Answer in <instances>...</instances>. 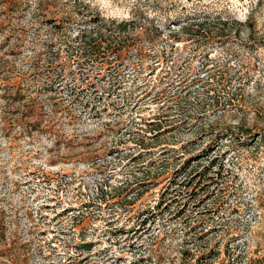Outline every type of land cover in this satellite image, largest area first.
I'll use <instances>...</instances> for the list:
<instances>
[{"label":"rangeland","instance_id":"1","mask_svg":"<svg viewBox=\"0 0 264 264\" xmlns=\"http://www.w3.org/2000/svg\"><path fill=\"white\" fill-rule=\"evenodd\" d=\"M2 1L0 264H264V0H83L102 32L136 19L140 33L117 53L102 39L84 67L61 50L53 91L30 61L92 24L75 0ZM195 16L237 33L213 46L171 34ZM194 171L212 177L205 191L199 174L175 184ZM201 232L220 255L182 261Z\"/></svg>","mask_w":264,"mask_h":264},{"label":"trees","instance_id":"2","mask_svg":"<svg viewBox=\"0 0 264 264\" xmlns=\"http://www.w3.org/2000/svg\"><path fill=\"white\" fill-rule=\"evenodd\" d=\"M166 1L168 0H153L154 3L152 2V4H161ZM2 2L4 5H9L12 9L18 8L17 0H5ZM177 3L179 4L178 6H180L182 9L183 5H181V1H178ZM85 7L89 8V5L85 3L83 0L74 1V5H73V8L75 9L74 11L76 13L78 12L82 18H88L89 22L92 24L91 26L87 28L84 27V29L79 31L75 36H72V35L64 36L63 40L59 42V45H57L55 43L56 41H54L52 44H55V46L56 45L58 46L56 49H54L55 47L54 45H51L48 48L44 49L43 53H40L36 58H33L30 61V65L33 67V70L35 72L32 77L33 82L43 83L44 87H46V89H48L49 91H53L54 90L53 87L55 86V84L62 79V77H60L59 75L50 74V71L54 70L55 68L65 69L67 66L66 60L64 62L61 59L62 58L60 55L61 50L62 52L66 54V56L68 57L67 58L68 60L71 59V62L76 61L78 67H84L88 65L89 63H92L95 60V58H98L97 54L98 56L99 54H102L101 56H104V53H100L102 50H104L102 39L105 40V43H106L105 46L111 45L114 50L116 49L115 52L117 53L119 52V50H122V48H124L121 45H119L120 44L119 42L123 41L122 43H124L125 40L127 39L130 40V37L133 34L140 33L137 31L136 32L133 31V29H131L130 31L127 28V26L130 23L134 24L136 22V19L128 20L126 23H121L117 27L104 29L105 32H102L103 28L105 27L101 26V23H100L101 21H99L97 16H94L93 14L90 15L91 13H88V15H84L83 8ZM176 19H177V22H181L180 19H178V17ZM139 28H141V26H139ZM141 30H143L142 33H145L146 28L143 27ZM106 31L116 37L113 39V38H110V36H108V38H110L111 40L109 39L106 40V38H104V36L107 33ZM57 32H60V30H57ZM231 33H234V34L237 33L236 29H234L232 26H229L228 21L221 19V17L219 16H214V17H211V16L196 17L195 16V17L188 18L183 23H180L178 27V31L172 32L171 34H174V35L180 34L181 36L187 37L186 38L187 41L195 42L199 46H201L202 44L207 45V46H213V44H215L216 41L219 40V38L226 37L227 35H230ZM131 40H134V39H131ZM112 43L114 44L112 45ZM41 70L44 72H47V74L44 75L42 73H39V71ZM117 84H118V81H114L112 86L113 87L118 86ZM155 126H158V125H155ZM152 132H153V135L149 139H158L161 136V133H156V132H159V129H152ZM138 144L142 149L144 150L148 149L147 145L144 144L142 141H138ZM141 156H142L141 153H139L134 158L136 160L140 158ZM212 164L213 162L211 161L208 165H205V167L207 168L211 167L213 166ZM181 170H183V167H181L177 172ZM195 173L196 172L194 171L193 172L194 176L192 175L189 179L187 178L183 179L182 181H179L175 184L179 186L186 180L188 182H190L191 180L194 181L193 178L195 176H198L197 174H199V177L202 178V182L204 185V186L202 185L199 189H201V191L203 190L205 191V185L210 183V180H212V177L207 175V173H203V172L196 173V174ZM113 190L114 192L122 191V193L120 194L117 193L115 198L123 197V195L127 196L129 192L134 191V189H132L129 183H125V185H121V187L119 188L116 187ZM172 191L176 193H182V190H179L178 187H175ZM198 192L197 191L189 192L188 193L189 195L186 197L187 200L191 201L190 199L193 198L192 194H194L195 196L198 194ZM103 194H104V191L102 188H100L98 195H100L103 198L102 200H104L105 198ZM125 196L123 197L124 201L127 200ZM117 203H120V202L118 201ZM184 207H185V204L182 205V209H180L181 207H179L180 210L179 209L177 210L176 213L179 214V216L184 214ZM185 226H188V225H185ZM188 227L190 228V230H193L194 232H198L204 228V221L199 219V221L195 223V225L193 226L189 225ZM203 235L204 233L201 232L200 235L194 236V237H197L198 239L197 241H199L197 246H195L194 248L195 250L191 251L190 249H183L181 253L182 261H190L195 258V262L204 263L202 260L212 261L213 259H215L217 256L220 255V252L213 251L211 248L208 247L209 242L204 240L205 237H203ZM85 246H90V245L85 244ZM231 250L232 249H230L229 246H226L225 250L223 251V254L228 258L230 257ZM195 251L197 252L201 251L200 255H196L195 253H193Z\"/></svg>","mask_w":264,"mask_h":264}]
</instances>
